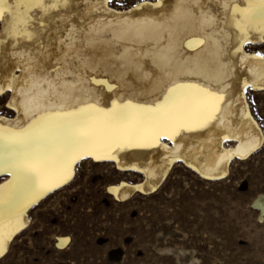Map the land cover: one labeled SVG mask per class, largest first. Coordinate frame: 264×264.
Returning a JSON list of instances; mask_svg holds the SVG:
<instances>
[{
    "label": "bare ground",
    "instance_id": "1",
    "mask_svg": "<svg viewBox=\"0 0 264 264\" xmlns=\"http://www.w3.org/2000/svg\"><path fill=\"white\" fill-rule=\"evenodd\" d=\"M115 1L128 0H68L44 14L33 8L29 15L36 35L31 41L6 36L9 25L0 22V40L7 41L0 43V100L7 96L0 128L31 125L43 132L49 121L65 119L51 114L75 112L88 104L109 108L112 100L154 106L180 84L218 93L219 110L205 126L194 122L172 139L162 134L154 148H116L110 153L116 159L86 155L59 186L15 192L14 209L0 206L5 231L0 260L31 225L30 212L72 183L84 160L112 163L117 172L142 177L136 183L121 180L107 186V194L124 203L136 194L158 191L178 163L215 182L229 176L235 160L246 161L264 147V130L248 98V90L264 92V54L250 49L264 46V36L250 29L244 43L233 23L240 19L238 11L233 16V5L243 8L247 0H137L125 8L113 6ZM7 4L15 0H6L10 21ZM62 135L56 130L43 139L47 143ZM15 151L7 139L0 140V186L15 179L9 166ZM254 205L263 220L264 196ZM69 241L59 237L56 245L64 247Z\"/></svg>",
    "mask_w": 264,
    "mask_h": 264
},
{
    "label": "rangeland",
    "instance_id": "2",
    "mask_svg": "<svg viewBox=\"0 0 264 264\" xmlns=\"http://www.w3.org/2000/svg\"><path fill=\"white\" fill-rule=\"evenodd\" d=\"M250 49L264 54V46ZM248 98L264 130V92L248 90ZM141 179L82 161L72 183L30 212L31 225L0 264H264V219L254 205L264 196V147L235 160L224 180H202L178 163L151 195L119 203L107 194L111 184ZM57 237L70 241L59 247Z\"/></svg>",
    "mask_w": 264,
    "mask_h": 264
},
{
    "label": "snow or ice",
    "instance_id": "3",
    "mask_svg": "<svg viewBox=\"0 0 264 264\" xmlns=\"http://www.w3.org/2000/svg\"><path fill=\"white\" fill-rule=\"evenodd\" d=\"M68 0H15L7 4L10 21L5 16L6 0H0V22L8 23L5 35L12 39L31 41L36 35L35 25L29 15L33 8L41 9L42 14L59 6L67 5ZM159 6V5H158ZM234 27L239 30L242 42H248L250 29L264 36V0H247L241 8L233 5ZM41 26L43 21H40ZM0 43H7L0 40ZM203 43V41H199ZM247 89L248 85H244ZM218 93L197 84H180L168 90L164 99L156 105H139L131 101L120 103L111 101V107L102 108L96 104L82 106L70 113L51 114L65 119L51 120L43 132L27 129H2L0 140L7 139L16 151L9 160L11 174L15 178L10 184L0 186V206L15 207V192L23 190L46 191L59 186L72 175L73 164L84 156L96 159H116L110 153L124 148H154L160 143L162 134L172 139L181 128L192 123L205 126L214 119L218 111ZM61 130L63 135L44 142L43 137ZM189 130H191L189 128ZM142 190V189H141ZM16 222L22 223L20 214ZM5 245L4 225L0 222V254Z\"/></svg>",
    "mask_w": 264,
    "mask_h": 264
}]
</instances>
